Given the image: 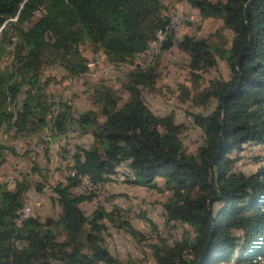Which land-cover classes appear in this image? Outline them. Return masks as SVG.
<instances>
[{"label":"trees","instance_id":"trees-1","mask_svg":"<svg viewBox=\"0 0 264 264\" xmlns=\"http://www.w3.org/2000/svg\"><path fill=\"white\" fill-rule=\"evenodd\" d=\"M161 1L0 0V58L9 33L14 40L11 68L0 72V135L24 128L12 113L22 87L18 117L37 115L31 105L45 64H58L73 76L85 74L86 62L78 54L84 44L114 65L131 64L144 54L165 31L166 22L157 17ZM185 1L202 20L219 21L231 35L228 43L219 33L178 43L188 57L190 82L189 88L178 87L181 102L204 111L214 103L207 114L188 115L202 145L188 154L180 141L185 127L172 114L154 115L143 103L141 90L152 91L157 79L153 67L136 66L126 74L125 103L102 88L94 93L98 114L88 111L73 120L67 106L58 107L52 135L74 124L90 135L92 146L73 150L64 182L52 189L60 209L55 220L26 218L17 224L28 185L21 181L12 192L0 188V264H133L112 257L101 237L109 224L142 239L121 211L96 209L88 218L80 206L91 196L72 194L87 182L92 188L104 184L121 164L133 186L156 189L155 180H162L161 192L168 194L161 204L163 228H188L178 238L157 237L148 245L154 264H264V153L248 176L232 173L230 158L248 144L264 150V0ZM170 45L169 33L160 50ZM216 58L225 62L227 79L200 86L203 75L216 68ZM45 110L30 123L47 127Z\"/></svg>","mask_w":264,"mask_h":264},{"label":"rangeland","instance_id":"rangeland-1","mask_svg":"<svg viewBox=\"0 0 264 264\" xmlns=\"http://www.w3.org/2000/svg\"><path fill=\"white\" fill-rule=\"evenodd\" d=\"M215 1V0H209ZM158 18L166 22L165 31L156 36L147 51L137 56L131 64L114 65L105 60L101 52L94 51L89 45L79 47L78 54L85 60L87 72L73 76L64 67L55 64L47 65L39 71L38 82H35L39 91L34 92L36 97L32 101L31 110L37 115L29 118L18 117L21 102L25 100V87L16 99V109L12 111L14 117L20 118L24 128L3 130L0 135V188L12 192L17 183L25 181L28 189L23 196L20 210L28 209L26 218L39 220L53 219L59 215V207L53 202L52 189L56 184H62L68 174L70 154L77 147L88 149L93 140L90 135H82L74 124L62 135H52V126L58 107L67 106L73 120L83 113L91 111L98 114L99 107L94 99V93L102 88L110 90L119 98L121 103L129 100V95L123 90L126 83V74L138 66L140 68L153 67L157 79L152 91L142 89L141 99L145 106L156 116L163 117L172 114L174 122L185 127L180 135V141L188 154H193L197 147L202 145L201 132L194 128L189 114H207L214 103L205 111L202 108L192 107L185 101L181 102L182 92L179 86L190 87L189 74L186 69L188 57L178 47L182 39H205L219 33L227 43L231 35L222 30L221 23L214 19L202 20L197 12L189 7L187 1L174 3L172 0H162ZM38 16V13L35 17ZM171 35V45L161 51L162 42L166 41L167 34ZM10 33L6 37L5 52L0 58V72L11 68L12 50ZM220 43L219 38H213ZM228 47V45H224ZM216 68L203 75L200 86L212 79L226 80L228 70L224 61L216 58ZM89 65V66H88ZM30 83H34L32 80ZM32 94V93H31ZM41 108H46L45 121L47 127L37 128L34 123L42 116ZM24 120V121H23ZM260 146L244 145L239 151L231 154L234 160L232 173H241L245 176L253 174L259 163L257 157L263 155ZM132 177L125 165L116 168L115 173L107 181L95 188L81 185L72 191L73 195L91 196V200L80 206L84 216L90 217L96 209L106 212L113 208L119 209L124 219L137 231L142 239H131L122 231L111 225H105L101 234L103 244L108 253L122 263L154 264L148 250V245L157 237L170 240L178 238L188 228L176 225L173 231L163 228V213L161 204L168 198L166 192H161L162 180L156 179V189L137 187L128 183ZM39 189V190H38ZM20 212V211H19ZM151 226L157 228L153 232ZM234 257L233 260H235ZM229 264H235L234 261Z\"/></svg>","mask_w":264,"mask_h":264},{"label":"built area","instance_id":"built-area-1","mask_svg":"<svg viewBox=\"0 0 264 264\" xmlns=\"http://www.w3.org/2000/svg\"><path fill=\"white\" fill-rule=\"evenodd\" d=\"M86 186H88V182L86 183ZM29 212L28 209H22L20 210L18 214L17 224H19L21 221L25 220V215Z\"/></svg>","mask_w":264,"mask_h":264},{"label":"bare ground","instance_id":"bare-ground-1","mask_svg":"<svg viewBox=\"0 0 264 264\" xmlns=\"http://www.w3.org/2000/svg\"><path fill=\"white\" fill-rule=\"evenodd\" d=\"M28 213H29V212H28ZM28 213H27V214H28ZM27 214H26V215H27ZM26 215H25V219H26Z\"/></svg>","mask_w":264,"mask_h":264}]
</instances>
